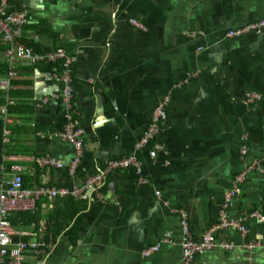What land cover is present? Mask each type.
<instances>
[{
    "label": "crops",
    "instance_id": "obj_1",
    "mask_svg": "<svg viewBox=\"0 0 264 264\" xmlns=\"http://www.w3.org/2000/svg\"><path fill=\"white\" fill-rule=\"evenodd\" d=\"M6 6L25 14L21 43H35L37 53L61 48L70 58L71 113L84 130V147L71 178L65 167L74 148L53 136L65 127L62 84L53 67L40 63L53 62L17 60L16 75L0 85V184L14 164L30 186L37 169L41 184L82 187L108 160L134 155L141 163L139 174L132 166L106 172L77 198L41 199L36 223L13 215L14 238L45 243L38 257L26 253L24 264H180V210L195 239L224 215L248 229L246 236L218 232L215 239L233 247L205 250L193 264H264L262 247L243 246L264 242L258 217L264 216V32L226 36L264 18V0H7ZM7 48L0 36V63L8 70ZM249 92L260 99L248 102ZM159 109L157 132L138 147ZM45 156L65 167L38 165ZM250 165L241 192L224 208L234 177ZM68 198L85 200L86 208L45 238L47 217L66 210Z\"/></svg>",
    "mask_w": 264,
    "mask_h": 264
},
{
    "label": "built area",
    "instance_id": "obj_2",
    "mask_svg": "<svg viewBox=\"0 0 264 264\" xmlns=\"http://www.w3.org/2000/svg\"><path fill=\"white\" fill-rule=\"evenodd\" d=\"M7 0H0V36L7 41L8 48L5 52L6 61L8 63V71L6 76L0 80V85L8 86L9 81L16 75L14 64L17 60H25L31 63L40 61L53 62L62 61L64 71L58 73L56 67H53L55 76L62 84L60 93L57 95L61 98L64 106L65 127L62 131L54 134V137L70 143L74 148V156L69 165L64 166V163L51 156L38 157L36 162L40 166H54L56 168L68 169L69 176L74 178L80 164L84 147V130L76 119L73 118L71 113V78L66 68L70 62L67 53L61 49L49 51L46 53H37L31 47H28L20 42L21 39V26L25 22V14H13L7 10ZM131 23L143 27L140 22L131 19ZM253 32L261 34L264 32V18L242 24L238 27L231 28L226 32L227 37H238L246 33ZM255 99H260L258 94L249 92L247 93V101L253 102ZM167 101V100H166ZM42 103H47L48 99L41 100ZM5 113V109L2 108ZM162 116V111L159 109L153 114V122L145 132L138 143V147L146 145L149 140L155 135L158 130V122ZM43 136V133H40ZM246 150L243 149L242 153ZM17 156L13 155L11 158L15 159ZM134 167L138 174L140 173L141 163L134 156L130 155L121 159H111L107 161L106 167L103 171L91 176L87 179L82 187L65 185H34L25 186L21 175V167L18 164L11 166L12 173L9 177L5 178L0 184V264H24L26 253L30 252L39 256L41 247L45 245L44 242H28L21 239H14L16 231L8 222L9 218L18 212H35L38 207V201L41 199L53 200L55 198H64L68 196L78 197L86 188L100 185L103 180L104 174L110 170L118 168ZM253 165L248 166L247 170L240 172L234 177L233 186L225 192L224 195V208H227L232 199L241 192V184L243 183L246 173ZM180 224L182 229V238L179 242L182 250L180 264H193L196 254L205 250L220 247L229 250L233 247L231 242L218 241L215 235L224 230H236L243 236L248 233L247 227L244 225L243 220H235L226 217L225 215L220 218L218 222L208 228L200 239H195L190 234L187 214L184 210H180ZM259 219L264 220V216L259 215ZM247 249L255 247H262L264 249V242H248L243 244ZM158 250V245L151 246L143 251L144 256H148Z\"/></svg>",
    "mask_w": 264,
    "mask_h": 264
},
{
    "label": "trees",
    "instance_id": "obj_3",
    "mask_svg": "<svg viewBox=\"0 0 264 264\" xmlns=\"http://www.w3.org/2000/svg\"><path fill=\"white\" fill-rule=\"evenodd\" d=\"M22 42L29 47H32L33 50L35 52H39V50L37 49L35 43L33 42H28L25 40H22ZM44 65L47 66L48 69L56 66L59 70H63L64 66H63V61H58L56 63H44V62H40ZM38 64L34 65V67L38 66ZM33 69V68H31ZM26 70H29V68L26 67ZM7 64L6 63H0V75H5L7 72ZM38 168V167H36ZM32 179L34 180V183L36 185H39L41 183L38 182V170L36 169V172L34 174V176L32 177ZM24 185L26 186H30L31 183L27 182L26 179L24 178ZM39 206V203H38ZM66 206V210L64 209H58L56 215H54L53 217H47L46 220V237L47 238L50 234L52 235H57V233H59L61 231V229H65V227L67 226L68 222L73 220V218L76 216V214L80 213L83 209L86 208V203L85 200L83 199H74V198H68L64 200V207ZM68 208V209H67ZM16 216H20L22 218V220H27L26 223H30V222H38L37 220L40 219L39 213L36 211L35 213H29V212H18L16 214H14ZM78 217V216H76ZM80 218H76V220H79ZM11 220H14L13 215L9 218L8 222L11 224ZM52 221V223H51ZM69 225V224H68ZM76 228V225L73 226L72 228L68 229V233H72L74 232ZM75 238V237H74ZM14 239H17V237H15Z\"/></svg>",
    "mask_w": 264,
    "mask_h": 264
}]
</instances>
